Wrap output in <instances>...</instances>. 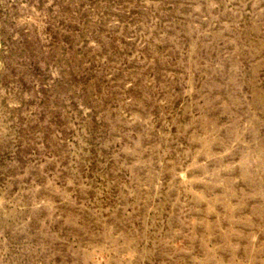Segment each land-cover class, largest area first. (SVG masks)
Wrapping results in <instances>:
<instances>
[{
  "label": "rangeland",
  "instance_id": "374dc122",
  "mask_svg": "<svg viewBox=\"0 0 264 264\" xmlns=\"http://www.w3.org/2000/svg\"><path fill=\"white\" fill-rule=\"evenodd\" d=\"M0 264H264V0H0Z\"/></svg>",
  "mask_w": 264,
  "mask_h": 264
}]
</instances>
